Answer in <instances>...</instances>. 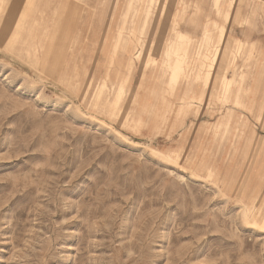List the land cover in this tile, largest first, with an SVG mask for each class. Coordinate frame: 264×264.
I'll use <instances>...</instances> for the list:
<instances>
[{
	"label": "rangeland",
	"instance_id": "1",
	"mask_svg": "<svg viewBox=\"0 0 264 264\" xmlns=\"http://www.w3.org/2000/svg\"><path fill=\"white\" fill-rule=\"evenodd\" d=\"M256 192L264 0H0V264H264Z\"/></svg>",
	"mask_w": 264,
	"mask_h": 264
},
{
	"label": "bare ground",
	"instance_id": "2",
	"mask_svg": "<svg viewBox=\"0 0 264 264\" xmlns=\"http://www.w3.org/2000/svg\"><path fill=\"white\" fill-rule=\"evenodd\" d=\"M9 1V0H8ZM34 1V0H33ZM28 2V1H27ZM36 2V1H35ZM234 4V3H233ZM34 5V4H33ZM28 6V5H27ZM26 6V7H27ZM31 6H32V4H31ZM30 7V6H29ZM201 8V7H200ZM56 9V8H55ZM257 9V8H256ZM259 10V9H258ZM22 11H24V9L22 10ZM199 12V11H198ZM24 13V12H23ZM30 13V12H29ZM165 13V12H164ZM247 13V12H246ZM59 15V14H58ZM162 17V16H161ZM27 18V17H26ZM247 18V17H246ZM244 19V18H243ZM250 19V18H249ZM253 20V19H252ZM20 21V20H19ZM254 21V20H253ZM252 21V22H253ZM261 21V20H260ZM249 22V21H248ZM261 23V22H260ZM184 24V23H183ZM24 26V25H23ZM55 26V25H54ZM191 26V25H190ZM189 26V27H190ZM193 26V25H192ZM22 27V26H21ZM25 27V26H24ZM23 27V28H24ZM196 27V26H195ZM23 28H22V30H23ZM29 28H30V26H29ZM191 28V27H190ZM194 30V29H193ZM259 30H261V29H259ZM18 31H19V29H18ZM262 31V30H261ZM16 33H17V31H16ZM196 34V33H195ZM20 35V34H19ZM17 36V35H16ZM184 39V38H183ZM236 40V39H235ZM18 43V42H17ZM181 47V46H180ZM180 51V50H179ZM178 51V52H179ZM184 54V53H183ZM179 55V54H178ZM185 55V54H184ZM177 56V55H176ZM82 61V60H81ZM122 70V69H121ZM121 74V73H120ZM257 193V194H256ZM255 193V195L252 197H249L250 198V200H252L253 202H256L257 200H258V198H260L259 200L261 201V204H260V207H263L264 208V193L262 194V192H256ZM247 198V197H246ZM254 205H255V203H254ZM252 211H254V210H252ZM252 214L251 215H253V212H251ZM249 215V213L247 212L246 213V216H248ZM250 218H251V216H250ZM246 219V218H245ZM250 224L253 226V228H255V229H258V230H260V231H262V232H264V216H263V220L260 222L259 220H257V219H253V220H251L250 221Z\"/></svg>",
	"mask_w": 264,
	"mask_h": 264
}]
</instances>
